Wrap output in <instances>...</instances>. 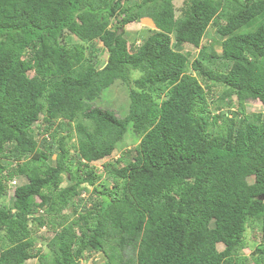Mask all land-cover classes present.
<instances>
[{"label":"trees","instance_id":"obj_1","mask_svg":"<svg viewBox=\"0 0 264 264\" xmlns=\"http://www.w3.org/2000/svg\"><path fill=\"white\" fill-rule=\"evenodd\" d=\"M182 2L177 16L174 0H0V264H264V21L239 32L264 0ZM143 20L134 46L125 26ZM210 27L219 52L202 44ZM117 80L123 116L92 104ZM128 132L132 159L108 170L118 191L97 186L90 163ZM89 187L100 199L86 206Z\"/></svg>","mask_w":264,"mask_h":264},{"label":"rangeland","instance_id":"obj_2","mask_svg":"<svg viewBox=\"0 0 264 264\" xmlns=\"http://www.w3.org/2000/svg\"><path fill=\"white\" fill-rule=\"evenodd\" d=\"M184 6L185 5L183 4L182 0H174L175 15L178 16L179 14H181ZM253 21H255L254 24L242 27L239 30V32H247V31L251 30L252 28H255L259 23L264 21V18L263 17L255 18ZM148 25H150L148 20H143L138 24H131V25L127 24L125 26V37L127 38V40L130 43H132L135 46L139 42V40L141 39V36L145 34V33L143 34V31L145 30V32H146V27ZM138 30H141V36L138 35V33H137ZM217 40L218 39L215 37L213 29L210 27L207 30L205 37L203 38L202 44L208 43V41H210L211 42L210 44L214 46L215 51L219 52L220 49H219V45H218ZM93 48H95L98 51V53H100L99 64L101 65L103 60H104V57H105L104 56V48L101 46V44L99 42H94L93 45L91 46V50ZM178 49H180L183 52H188L190 60H192L193 58H198L202 61V63L205 66H209L211 68L216 67L218 64H220V62H222V61L214 60L212 58V51L208 47L203 49V46L198 48V47H192V46L184 43ZM89 52H90V47L87 46L85 49V53L88 54ZM193 73L195 74V72H193ZM135 75H139V74H133L131 77H133ZM197 77L199 78L200 82L202 84H204L203 78L199 77L198 75H197ZM221 89H222V86H220V85H212L210 88L209 97L212 96L211 94H213V95L219 94ZM127 91H128L127 86H125V84L123 82L117 80L110 87L104 89L102 91V93L100 94V96L95 98L92 101V104L100 106V107H107L110 109H114L117 111L118 115L123 116V114H125L127 111V107H128V103H129ZM246 109L248 111H259V110H262V106L258 102L250 101L247 104ZM59 123L60 122L57 121V123H55V125H54V127L57 130V132H56L57 136H59V134H61V133L65 134L67 132H71L72 138L70 140H67V145L70 146V143H72V141L75 138V135L73 133V122L67 123L64 120L66 130H63V131H61L59 129ZM41 125L42 124H40V122H38V124H35L32 128L35 137L39 138V139L42 136H45L46 134H48V132H49V131H45V132H43V134L38 135L37 134L39 132L38 127ZM37 130H38V132H37ZM137 143H138L137 136L132 132H128L124 136L123 141L118 145V147L109 156H105L99 160L92 161L90 163V166L97 168L98 169L97 172L100 174V177L97 179L98 180L97 184H96L97 186H101L105 182L104 185L108 184V186L112 187V190L118 191V188L115 185H119L120 182H118V184H115L114 178H112L113 174L108 171L110 169L109 167H110V165L121 166L126 161L131 160L132 159L131 156L134 154L133 150H131L130 153H123V152L125 150L132 149L134 146H136ZM55 149H56V142L53 144V150H55ZM70 153L71 154L73 153V150L71 148H70ZM120 156L122 157V159L120 158ZM54 157H55V152H52L50 154V157H49L50 159H48V160L51 162V161H53ZM75 162H76V160H73V166L74 167L76 166ZM90 188L91 187H89V190L82 192L81 193L82 196L80 195L81 199H82V200H80V202L85 203L86 206H89L91 204V202L89 200L90 198H92L94 201L100 199V194L94 193V192L90 193ZM36 201H39V199L37 197H36ZM78 209H79V207H78ZM52 234H53L52 230H48L46 233H44V235L46 237H50ZM247 237L249 238L248 241H249L250 245L256 244V242H258L259 238H260L259 229H257L254 226H251L247 230ZM45 241L46 240H43L44 243H45ZM42 251L46 252V247L43 248ZM249 252H250L249 248L245 250V253L248 254ZM91 258L92 257H87L85 260H83V262L81 264H89ZM25 264H37V261H34V262L29 261ZM249 264H253V263L250 262Z\"/></svg>","mask_w":264,"mask_h":264},{"label":"clouds","instance_id":"obj_3","mask_svg":"<svg viewBox=\"0 0 264 264\" xmlns=\"http://www.w3.org/2000/svg\"><path fill=\"white\" fill-rule=\"evenodd\" d=\"M40 211H42V209H39ZM40 230L42 231V232H44V231H48V229H47V227L45 226V225H43L41 228H40ZM46 233V232H45ZM36 246L37 247H40L41 248V250L43 249V248H45V245L44 244H42V242H37V244H36ZM41 252H43V251H41ZM94 253V252H93ZM96 254L97 255H100V252H96ZM92 257V256H91ZM29 261H37V257H34V258H32V259H29V260H27L26 261V263L27 262H29ZM83 262V260L81 261V263Z\"/></svg>","mask_w":264,"mask_h":264},{"label":"water","instance_id":"obj_4","mask_svg":"<svg viewBox=\"0 0 264 264\" xmlns=\"http://www.w3.org/2000/svg\"><path fill=\"white\" fill-rule=\"evenodd\" d=\"M259 198L263 199L264 198V193L259 196Z\"/></svg>","mask_w":264,"mask_h":264},{"label":"built area","instance_id":"obj_5","mask_svg":"<svg viewBox=\"0 0 264 264\" xmlns=\"http://www.w3.org/2000/svg\"><path fill=\"white\" fill-rule=\"evenodd\" d=\"M11 184H15V181H12V183Z\"/></svg>","mask_w":264,"mask_h":264},{"label":"bare ground","instance_id":"obj_6","mask_svg":"<svg viewBox=\"0 0 264 264\" xmlns=\"http://www.w3.org/2000/svg\"><path fill=\"white\" fill-rule=\"evenodd\" d=\"M54 218V217H53Z\"/></svg>","mask_w":264,"mask_h":264}]
</instances>
